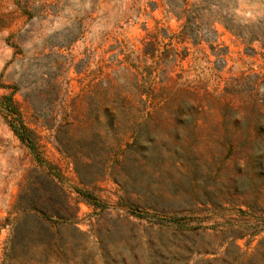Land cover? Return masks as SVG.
<instances>
[{
    "label": "rangeland",
    "instance_id": "1",
    "mask_svg": "<svg viewBox=\"0 0 264 264\" xmlns=\"http://www.w3.org/2000/svg\"><path fill=\"white\" fill-rule=\"evenodd\" d=\"M258 219L264 0H0V264H264Z\"/></svg>",
    "mask_w": 264,
    "mask_h": 264
},
{
    "label": "trees",
    "instance_id": "2",
    "mask_svg": "<svg viewBox=\"0 0 264 264\" xmlns=\"http://www.w3.org/2000/svg\"><path fill=\"white\" fill-rule=\"evenodd\" d=\"M184 3V1H183ZM175 16L177 17L178 21L181 22L183 19H184V15L183 14H175ZM190 25H191V22H189L188 20L186 22H184L182 25H181V28H182V32L184 34H187L189 35V29H190ZM188 31V32H187ZM197 40H195V44H197L198 42H196ZM8 109V112L10 114H13V115H16L17 119H19V123L18 124H12L11 127H12V131L15 133L16 136H18V138L30 149L32 150V152H35V148H36V140L33 136V133L32 131L23 124L22 121H20V114L18 112V110L14 107H12L11 105L7 107ZM39 157V156H37ZM38 162L40 163V166H44V167H47V163L42 160L41 158H38ZM7 221H10V220H7ZM206 220H202V219H194V220H189V221H184L183 219H180V218H176V219H168V220H163V222H166V223H172L174 225H176L180 230H219V229H222V225L219 224V223H214V224H210V225H204L203 223L205 222ZM195 222V226L192 225V223ZM11 223V222H9ZM4 225V224H3ZM225 229V228H223ZM248 230H250L249 234L251 236H257L259 235L260 233L264 232V220L262 219H258L257 222H255L254 224H252L251 228H247ZM232 235V234H231ZM244 235L246 234H241V236H230L232 237L230 239L229 242H231L230 244L237 247L236 246V241L237 239H240V238H243Z\"/></svg>",
    "mask_w": 264,
    "mask_h": 264
}]
</instances>
